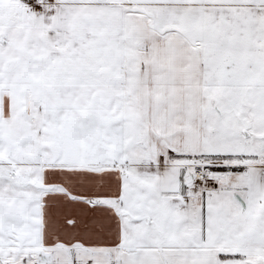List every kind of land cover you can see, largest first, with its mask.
Segmentation results:
<instances>
[{
	"label": "snow or ice",
	"instance_id": "snow-or-ice-1",
	"mask_svg": "<svg viewBox=\"0 0 264 264\" xmlns=\"http://www.w3.org/2000/svg\"><path fill=\"white\" fill-rule=\"evenodd\" d=\"M0 264H264V0H0Z\"/></svg>",
	"mask_w": 264,
	"mask_h": 264
}]
</instances>
